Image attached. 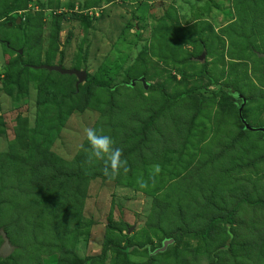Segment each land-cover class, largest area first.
Instances as JSON below:
<instances>
[{
    "label": "rangeland",
    "instance_id": "rangeland-1",
    "mask_svg": "<svg viewBox=\"0 0 264 264\" xmlns=\"http://www.w3.org/2000/svg\"><path fill=\"white\" fill-rule=\"evenodd\" d=\"M203 53L205 63L198 61ZM260 53L264 0H0V190L5 184L32 192L0 191L7 206L0 227L19 264H60L59 253L34 245L51 235L56 210L68 235L67 264H264L255 243L256 229L264 237V212H242L231 252L223 224L207 240L179 232L203 231L224 214L237 200L229 193L234 186H264V162H255L264 160L263 133L243 134L242 102L232 97L240 90L245 119L264 127ZM42 65L83 70L88 78L77 92L76 77L33 68ZM142 77L149 91L139 82L129 88ZM120 84L128 88L111 114L102 87ZM154 87L176 98L184 117L167 151L127 163L120 178L92 180L76 198L65 186L49 196L44 187L31 191L38 181L32 166L43 158L64 169L79 162L93 168L84 129H102L119 142L135 115L146 116L142 109L165 104ZM196 87L218 95L192 99ZM43 100L50 104L41 108Z\"/></svg>",
    "mask_w": 264,
    "mask_h": 264
},
{
    "label": "trees",
    "instance_id": "trees-1",
    "mask_svg": "<svg viewBox=\"0 0 264 264\" xmlns=\"http://www.w3.org/2000/svg\"><path fill=\"white\" fill-rule=\"evenodd\" d=\"M56 32H58V30H56ZM25 67L27 68L29 66L26 65ZM36 70H40V69H36ZM141 76H143V74ZM127 86H128L127 84H120V85L102 87V89H105L109 92L111 99L109 108L111 110L110 111L111 114L117 113V111L119 110L120 105L118 98L120 97L119 95L120 89L122 87H127ZM129 86H130L129 88H133L131 83L129 84ZM79 88L78 90L76 89L77 92L79 91ZM152 90H154V92L158 91L160 93L165 104L161 105L160 109H158L155 112L152 110H150L149 112L148 108L142 109L145 112L146 116L135 115L133 118L135 122L134 125H131L130 128L128 129L129 131L125 132L121 140L115 143L116 147L122 149L121 159L126 160L128 164L133 163V161L136 160L142 163H147L149 161H152L153 156L157 155L158 152L160 153L167 151L169 149V145H167V142H170L169 135L176 134V132L180 131L179 128L182 127L181 121L184 117L181 114L179 101H177L176 98L169 96L166 93L165 89L163 88L157 89L154 87L152 88ZM238 93L242 94L240 90ZM197 95L200 97L199 100L203 101L204 99L216 97L218 93L217 91H212L206 87L205 88L196 87L189 92V96L192 99H194V97ZM232 97L236 101H241L236 99L234 97V94H232ZM48 104H50V102L48 101L44 102L43 100L42 103H40V106L42 108L43 106H46ZM57 106L61 108L59 104H57ZM238 109H239V105H238ZM61 120L62 119L60 116V121ZM62 125H63L62 122H59L57 128L55 129L57 133L60 132V128L62 127ZM243 130H244L243 134H246L247 132H251L246 130L245 127L243 128ZM156 144L159 145L161 149L156 147ZM235 144L237 146V142ZM171 147L173 146H170V150L171 149L173 150V148ZM162 148L163 149L167 148V150H163ZM85 149L87 148L84 147L83 150ZM183 157H184V152L182 151L179 155V158L182 159ZM82 158L83 155L82 156L80 155L78 156L77 160L81 161ZM255 162L261 163L264 162V160L259 159L256 160ZM255 162H252L251 167L253 168L257 167L259 163H255ZM82 164L83 163L79 162L75 168L64 169L58 166L57 162L54 159H52V157H46L41 159L40 162L35 163L31 169L32 175L33 176L35 175V177L38 178V181L35 182L34 184L35 187H33L31 191H37L40 188L44 187L47 190L44 196H49L59 192L60 191L59 187L65 186L70 188V190L74 193V197L76 198L81 188L88 185L92 180L98 178L104 180H110L108 177H105L103 175L102 169L104 167V164L102 161L97 160L94 167L89 170H86L84 166H82ZM83 168L87 172L84 171ZM122 174L123 171L121 170L120 174L116 176L115 179L122 177ZM145 176L146 178L153 177L152 175L149 174H145ZM247 179L248 178L245 177L241 180H247ZM7 190L18 194L22 193L26 195L27 193L30 196L32 195V192L29 193L28 190H23L21 186H18L14 189L12 188L10 189L8 188V186L4 184V186L1 187L0 191H7ZM229 193L231 195L234 194V197H237L236 202L232 206H230L225 211L224 214H219L214 216L211 224L207 228H203L202 231L200 230V227L196 226L195 228H193V230L188 229L186 232L180 230L179 232L183 236L196 234L197 236L207 240L208 237H210V235L216 234L218 230H221L218 227V225L223 224L225 225L223 231L227 233L228 239L230 240V245H229L230 252L231 250L233 251V248L235 246V241L237 238L236 233L238 232L236 225L240 224L242 218V212L244 211H246L247 213L252 212L256 217H259L260 216L259 214L264 212V186H257L256 183L254 184V186H234L231 190H229ZM50 200L54 202V199L51 198ZM4 204H6V202ZM6 207L7 206L0 204V214L6 209ZM57 214L59 215L57 216ZM54 215L55 217L50 222V227L46 231L47 234H51V235L47 236L45 241L42 240L34 245L38 246L42 250H46L47 253H54V254L59 253L60 254L59 263L67 264L66 251H67L68 235L63 231L64 227L62 226L60 221V217L62 216V214L60 215V212L56 210L54 212ZM255 236L260 237L259 240L256 241L255 243L258 245L259 249H261V252L258 254L263 255L264 237L262 235V232L259 229H256ZM1 240L2 238L0 237V241ZM8 261H10L11 264H19V260L15 257V255L10 256L8 258Z\"/></svg>",
    "mask_w": 264,
    "mask_h": 264
},
{
    "label": "water",
    "instance_id": "water-1",
    "mask_svg": "<svg viewBox=\"0 0 264 264\" xmlns=\"http://www.w3.org/2000/svg\"><path fill=\"white\" fill-rule=\"evenodd\" d=\"M20 54H22V51H20ZM258 56L260 58H264V54L260 53L258 54ZM205 57L206 54L203 53L199 58L198 61H200L201 63L205 62ZM35 69H41V70H47L49 72H57L61 75H66V76H74L77 78V82H76V89L78 90V88L80 87L81 84H83L84 82H86L87 78H88V73L86 71L83 70H76V69H66L63 66L59 65V66H48V65H42L39 67H34ZM140 82L144 89L146 91L149 90L150 88V84H148L147 80L145 77H142L138 80H133L131 82L132 87H134L136 85L137 82ZM234 97L238 100L242 101V104L239 106V117L240 120L242 122V124L244 125L245 129L251 132H262L263 133V139H264V127H260V128H254L252 127L247 120L244 118L243 115V111L244 108L247 104V100L246 98L239 93H235ZM104 224H107L108 222L106 220L103 221ZM0 237L3 240L2 245L0 246V258L2 259H8L10 256H12L14 254V252L16 251V246L14 244L11 243L10 239L8 238V235L6 233V231L0 227ZM174 243L173 239L170 240H166L163 243V247L160 249H157L155 251V253H163L167 250L169 245H172Z\"/></svg>",
    "mask_w": 264,
    "mask_h": 264
},
{
    "label": "clouds",
    "instance_id": "clouds-1",
    "mask_svg": "<svg viewBox=\"0 0 264 264\" xmlns=\"http://www.w3.org/2000/svg\"><path fill=\"white\" fill-rule=\"evenodd\" d=\"M84 135L88 141L89 153L87 163L92 164L94 161H102L104 167L103 175L109 179H115L120 174L121 169L127 171V161L122 160V149L115 146V141L110 135L103 134V130L96 128H85ZM155 170L159 171V166H155ZM141 187H144L141 184Z\"/></svg>",
    "mask_w": 264,
    "mask_h": 264
}]
</instances>
